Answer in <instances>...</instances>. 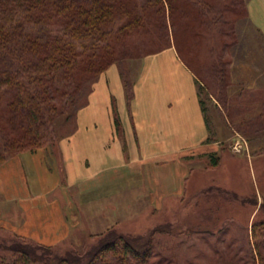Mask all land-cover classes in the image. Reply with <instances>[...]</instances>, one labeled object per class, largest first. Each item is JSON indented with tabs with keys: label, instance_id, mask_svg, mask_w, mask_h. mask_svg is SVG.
<instances>
[{
	"label": "rangeland",
	"instance_id": "obj_1",
	"mask_svg": "<svg viewBox=\"0 0 264 264\" xmlns=\"http://www.w3.org/2000/svg\"><path fill=\"white\" fill-rule=\"evenodd\" d=\"M246 2L187 0L195 11L203 13L202 20L196 19L195 35L187 46L179 36L178 50L170 38L169 46L154 52L158 44L152 42L140 46L139 53L127 55L122 63H113L120 74L123 68L134 81L145 56L174 48L197 78L210 139L220 145L221 152L214 155L217 163L211 156L199 158L181 193L154 204L141 183L81 195L74 185L67 187L61 163L45 159L44 166L42 162L40 165L61 181L53 196H67L75 203V208L68 206L65 214L66 234L45 237L51 240L45 243L0 227V237L10 238L14 233L55 245L58 252L72 248L81 251L96 241L94 235L114 227L137 236L135 242H144L153 233V264H264V32L248 19ZM90 88L77 104L86 102ZM252 99L257 100L256 116H251V105L256 107ZM76 110L57 121L58 138L50 146L56 159L59 139L74 130ZM59 222L53 215L47 223L59 227ZM253 225L258 228L256 234ZM157 226L161 228L155 230ZM54 232L59 228L50 230ZM0 254L11 260L6 248H0Z\"/></svg>",
	"mask_w": 264,
	"mask_h": 264
},
{
	"label": "trees",
	"instance_id": "obj_2",
	"mask_svg": "<svg viewBox=\"0 0 264 264\" xmlns=\"http://www.w3.org/2000/svg\"><path fill=\"white\" fill-rule=\"evenodd\" d=\"M202 16L187 0H0V166L21 152L54 145L57 121L71 116L80 95L111 64L152 42L158 44L154 52L170 38L178 50L179 36L187 46ZM121 78L130 106L134 81L123 68ZM151 235L135 242L137 236L110 227L81 251L58 252L12 233L0 237V248L11 256L7 261L0 254V264H153Z\"/></svg>",
	"mask_w": 264,
	"mask_h": 264
},
{
	"label": "crops",
	"instance_id": "obj_3",
	"mask_svg": "<svg viewBox=\"0 0 264 264\" xmlns=\"http://www.w3.org/2000/svg\"><path fill=\"white\" fill-rule=\"evenodd\" d=\"M246 8L253 26L264 32V0H247ZM132 89L127 106L120 70L110 65L77 108L74 130L59 139L57 159L51 147H41L21 152L0 166L1 228L45 243L51 241L45 237L66 234L65 214L75 203L67 196H53L61 181L40 165L45 159L61 163L67 187L74 185L81 195L141 183L157 204L181 193L199 158L221 152L218 140L210 139L197 78L174 48L145 56ZM251 108V116H256L257 105ZM53 215L62 221L59 227L47 223ZM54 228L59 232L50 233Z\"/></svg>",
	"mask_w": 264,
	"mask_h": 264
}]
</instances>
